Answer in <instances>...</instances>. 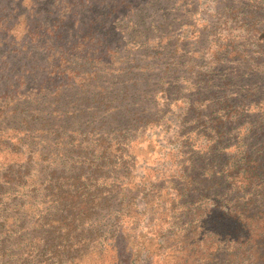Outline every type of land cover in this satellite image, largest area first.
Returning a JSON list of instances; mask_svg holds the SVG:
<instances>
[{
	"label": "trees",
	"instance_id": "trees-1",
	"mask_svg": "<svg viewBox=\"0 0 264 264\" xmlns=\"http://www.w3.org/2000/svg\"><path fill=\"white\" fill-rule=\"evenodd\" d=\"M79 1L84 5H78L75 8L78 10V8L84 7L85 11L78 10L77 14L93 16L97 13L94 7L98 1L92 2L91 6L87 5L88 0ZM11 3H13L11 0H0V11H3L0 16V58L4 48L12 58L11 61L7 57L8 61L3 59L0 62V79L3 78V74L7 70L8 74L12 76L8 84L0 85V92H3L0 94V98H4L3 101H0L1 203L5 202L4 197L12 194H24L33 182L38 187L35 189L44 191V187H46L47 193L60 200L56 201L58 203L54 205L62 212L57 222L62 219V223H69V229L74 230L80 228L83 219L87 221L94 215L97 218L99 211L108 210L114 202H117V208L121 207L122 209L114 217L113 226L117 228L119 235L116 237L118 239L112 240V242L120 241L121 243L118 242L113 246L97 243L96 246H99L101 248L99 251L104 253L107 247L113 249L115 245L119 244V252H115L113 264H133L135 262L133 247L136 246L137 227L131 231L129 220L138 224L136 217H139V213L134 206L133 198L139 188L131 178L132 173L129 171V168L134 165V155L130 151L134 144L143 140L144 130H152L158 126L160 122L158 115L161 114L158 109L161 108L159 97L167 99L166 108L176 111L177 115L185 118L184 120L188 119L186 123H190L189 121L192 123L196 117L210 120L208 123L210 140L208 150L204 152L205 150L198 149L195 145L191 147L192 151H196L197 158L201 157L203 153L207 156L202 157L201 165L191 164V169H187L188 175L183 176L182 184L180 183L178 186L176 181L172 188L176 194L173 201L181 199L184 215L188 219H194L196 222L202 221L204 209L200 203L202 201L206 205L207 196L199 194L200 187H204L205 191L212 189L222 191L225 188L227 190L223 194L234 191L241 195L258 180L259 170L255 168V161L250 160V153L248 151L240 153L239 160L235 161L237 157L232 156L234 154L231 152L232 146L226 143L227 137L224 136L223 127L221 128L223 113L230 112L233 114L230 115V118L234 117L235 119L236 116L246 114V112L244 113L246 107H244L243 100H241L242 104L232 105L231 98L219 91H227L228 83L230 88H238L236 82L239 79L244 81L253 78L256 81L257 78L264 76L263 62L255 64L253 61L252 64H249L247 56L246 60L238 56V48L241 47L242 54L245 55L250 47H256V44L252 43V32L256 31L253 15L244 13L241 25L236 27L240 21L238 19V0H197L192 18L194 21L190 22L188 29L186 28L188 30L186 36L182 35L174 41V46L171 47L172 62L168 66H162L163 69L159 72L157 80L154 81L157 85H153L152 80L147 79L146 74H144V76L146 75L144 78L141 74L137 76L136 73L128 70V77L123 83V87L107 95L102 88L99 91L98 99L89 98L87 95V89L94 85L96 79L92 74H88L87 79L80 78L82 74L77 69L78 65L73 67L70 63V60L77 55L81 56L88 64L94 60L92 48L87 43L91 39L97 38L92 28L94 18L86 20L85 31L79 38L78 30H75V34H70L65 30L60 32L55 25L52 31L47 32V30H43V26L38 21L33 27V24L29 22V15L27 17L24 15L27 34L25 33L23 38L17 39L13 38V31L19 22L13 23L12 27L11 23L15 21L16 15L9 11L12 9L11 5L13 4ZM206 5L208 6L206 7ZM241 5L244 12L252 8L251 0H243ZM66 7L69 8V4H66ZM61 22H68L66 25H70L68 17L62 18ZM212 31L213 36L204 38L201 35ZM191 33L192 36L186 38ZM182 40L190 41L188 57H184L182 54L183 47L186 46L182 44L184 43ZM7 41H11V43L8 44ZM41 43L47 48L41 50ZM200 43L205 46L202 51H200L201 48H194V46L199 47ZM69 44L71 45L69 46ZM206 50V54L211 51L207 60L204 56L206 54H203ZM177 56H179L178 59H174ZM202 56H204L203 59ZM40 60H43L44 65L52 67V69L45 70V67L39 64ZM236 63H239L240 66L235 67ZM222 65L230 66L231 69L220 73L219 67ZM152 66L153 64H146L144 70L152 72ZM78 67L83 69L85 64H80ZM198 68L200 69L198 70ZM229 71L230 73H227ZM172 77L175 78L173 79L175 86L171 94V87L169 86V90H166L163 88V84L166 79L169 80L167 82H171L170 78ZM159 93L162 96L158 95ZM184 93L186 95L193 94L195 97L183 100ZM247 93L245 97L249 100L253 91H247ZM168 96H172L171 102H169ZM78 104H89L99 110L101 108L108 110L105 116L107 120L104 121L107 125L106 132L102 131L105 135L107 133V138L102 135L93 149L83 145L82 141H86V139L80 140L75 145L78 137L77 134L71 133L74 132L71 130V126L83 116L82 113L72 110ZM248 104H250L249 101ZM260 105L257 103L258 108L261 107L258 114L262 115L264 119V107L262 104ZM238 109L240 110L238 111ZM238 120L236 118L235 122L240 124ZM223 121L225 124L228 123V120ZM11 122L14 123L13 126H11ZM67 133L71 135L69 136ZM259 153L263 155L264 149ZM75 155H77L76 158ZM125 156L128 157L127 161H124ZM210 156L213 157L211 165L220 169L221 172L215 177L204 175V178L197 182V177L200 176L196 173L205 166ZM56 158L61 160L60 166L67 167L62 169L65 171L64 175H57ZM66 164L70 166H66ZM113 165H118L119 173L124 172L109 178L108 171ZM52 167L54 168L52 169ZM247 199L239 196L233 208L228 210L227 214L225 213L228 216L223 219L224 224L231 233L225 234V238H234V243L237 246L222 256L218 264H264V211L261 207L254 210V206H256L254 197ZM8 201L7 205L14 203ZM64 212L76 215L75 219L67 220L63 215ZM78 220L80 221L79 225L75 223ZM126 222L128 225L127 228H124ZM50 226L52 229L50 236H52L55 227ZM35 228L44 231L40 225ZM173 228L174 231L166 232V237L179 236V240L174 239V242L178 241L180 244L173 255L174 260L170 264H198L200 260L213 261V255L209 254V250L201 246V243L204 242L193 241L196 238V228L192 232L193 237L188 235L182 237L181 230L175 226ZM130 231L134 236L129 235ZM125 232L126 234L123 235ZM98 233L99 226L96 224L89 235L93 234L92 239H96L99 236ZM156 234H162V230L159 229ZM121 237L122 240H120ZM7 241L1 244L0 259L3 260V264H12L8 249L5 250V247L10 243ZM50 243L45 248L52 251L54 258L68 257L69 260H72L76 258V254L82 256L88 252L85 245L83 246L85 250L83 247L80 250L73 248L72 243L57 249V247L54 248L53 242ZM96 246L94 245L93 248L95 249ZM61 249L63 251H60ZM161 250L162 246L159 245L157 253L159 254ZM62 254H64L63 257H61ZM121 255H123L122 259ZM152 263L150 262V264Z\"/></svg>",
	"mask_w": 264,
	"mask_h": 264
},
{
	"label": "rangeland",
	"instance_id": "rangeland-1",
	"mask_svg": "<svg viewBox=\"0 0 264 264\" xmlns=\"http://www.w3.org/2000/svg\"><path fill=\"white\" fill-rule=\"evenodd\" d=\"M95 1H98V4L94 7L97 13L92 16L77 14L78 10L85 11L84 7L78 8V10L75 8L78 5H84L79 0H11L13 5L9 4L12 6L9 11L16 15L15 21L11 23L12 27L14 26L13 23L19 22L13 31V38L21 39L25 35L26 24L24 21L28 15L29 22L33 24V27L38 21L43 26V30H47V32L52 31L55 27L60 32L65 30L70 34H75V30H78L79 38L85 31L86 20L94 18L92 28L97 38L87 42L92 48L94 60L91 64H88L78 55L70 60L73 67L85 64L83 69L77 66L82 74L80 78L87 79L88 74H92L97 80H95L94 85L87 89L89 98L98 99L99 91L102 88L107 95L123 87V83L128 77V70L136 73L137 76L141 74L143 77L146 74L147 79H151L153 85L156 84L154 81L157 80L159 72L163 69L162 66H168L172 62L171 47L174 46V41L182 35L186 36L188 26L194 21L192 18L197 0H88L87 5L91 6L92 2ZM242 1L238 0L239 15L243 7L241 5ZM66 4H69L70 7L67 8ZM2 12L0 11V16H2ZM64 17H68L70 25H66L68 22H61ZM241 23L238 22L236 27H239ZM254 24L256 25V22ZM201 35L204 38L210 37L213 36V31ZM190 36H192V33L188 34L186 38H190ZM182 41H184L182 44L186 45L183 47L182 54L184 57H188L190 41ZM7 43L9 44L11 41H7ZM43 43L40 44L41 50L47 48ZM198 46H194V48H201L200 51L204 50L205 46L202 43ZM6 50L4 48L1 51L0 62L3 59L8 61L7 57L9 61L12 60ZM238 51V56L243 59L247 56L246 59L250 62L249 64H252L253 61H255V64L264 63L262 41H259L257 50L250 47L245 55L242 54L241 47L238 48ZM206 52L207 50L203 54H206ZM210 53L211 51L204 55L206 60ZM204 56H202V59ZM178 57L174 59H178ZM39 64L44 66L45 70L52 69V67L44 65L43 60H40ZM146 64H153L152 72L144 70ZM239 66V63L235 64V67ZM229 69H231L230 66L222 65L219 67V72ZM227 73H230V71ZM146 75L144 78H146ZM10 78L12 76L8 74L7 70L3 74V78L0 79V85L8 84ZM173 79L175 78H170L171 82H167L168 79H166L163 84V88L166 90L171 87V94L175 86ZM218 80L221 81L219 78ZM236 83L238 88H230L228 83L227 91H218L231 98L232 105L242 104L241 100H243L244 107H246L244 113L246 112V114L236 116L240 123L237 124L235 122L236 118H230V115L233 114L230 112L223 113V120H228V123L225 124L221 120L223 124L221 128L223 127L224 136L227 137L226 143L232 146L231 152L234 153L232 156L237 157L235 161L239 160L240 153L244 151L250 153V160L255 161V168L259 170L258 180L247 192L241 195L234 193V191L223 194L227 190L225 188L222 191L217 189L205 191L204 187H200L199 194L207 196L206 205L202 201L200 203V206L204 209L202 221L196 222L194 219H188L184 215L185 211L181 199L173 201L176 194L172 188L176 181L178 186H180V183L182 184L183 176L188 175L187 169H191V164H202L200 160L206 154L203 153L201 157L197 158L196 151H192L191 147L195 145L196 148L205 150L204 152L208 150L210 144L208 123L210 120L196 117L192 123L191 121L186 123L188 119L184 120L185 118L180 117L179 114L177 115L176 111H170L171 109L166 108L167 99L159 97L161 108L158 109L161 114L158 115L160 120L158 126L152 130H144L143 140H139L134 144L130 151L134 155V165L129 168V171L132 173L131 178L134 179L139 188L135 198H133L134 206L137 213H139V217H136L138 224L133 223V220H129L131 231L137 227L136 246L133 247L135 254L133 264H150V262H153L152 264H170L174 260L173 255L180 244L178 241L174 242V239L179 240V236L166 237V232L169 230L174 231L173 226L181 230L182 237L192 236V232L196 228V238L193 241L201 240L204 242L201 243V246L209 250L210 255H213V261L200 260L198 264H218L222 256L231 252L237 246L234 243V238H225V234L231 233L223 220L228 216L226 215L228 210L233 208L236 199L239 196L244 197L245 200L254 197L256 201L254 210L261 207L264 211V195L262 196L264 194V153L263 155L259 153L260 150L264 149V119L262 115L258 114L261 107L258 108L257 106L258 103L259 106L262 104V107H264V76L257 78L256 81L253 78L244 81L239 79ZM247 91H253L252 95L249 93L251 95L249 100L245 97L248 94ZM168 97L169 102H171L172 96ZM188 97L194 98L195 96L184 93L182 99L186 100ZM3 100L4 98H0V101ZM72 110L83 114L81 119L71 126V130H74L71 133L77 134L78 137L75 145L80 140L86 139V141H82L83 145L93 149L102 135L107 138V133L105 135L102 131L106 132L107 125H105V122L107 119L105 116L108 110L104 108L99 110L89 104H78ZM13 125L14 123L11 124V126ZM67 134L71 135L70 133ZM49 155L51 156V154ZM127 160L128 157L125 156L124 161ZM212 160L213 157L210 156L205 166L197 171L196 174L200 176L197 177V182L204 178V175L215 177L216 174L218 175L221 172L220 169L211 165ZM55 161L58 163L57 168H55L58 171L57 175H64L65 171H62V169L67 167L60 166L61 160L59 158H56ZM127 164L130 165V163ZM66 166L70 165L66 164ZM119 170L118 165L111 166L108 177L113 178L115 175H121L124 172L119 173ZM88 172L90 171L88 170ZM33 180H35L34 177ZM35 188H38L37 184L32 182V185L27 188L24 194H12L4 197L5 202L2 201L4 203L0 202V247L6 240L10 242L5 250L8 249L12 264H70V262L71 264H113L115 252H119L120 245H115L113 249L107 247L105 252L101 253L99 251L101 248L96 244L113 246V244L120 242H112V240L116 241L118 239L116 237L119 235V231L113 226L114 217L122 209L121 207L117 208V202H114L108 210L99 211L97 218L94 215L87 221L83 219L80 228L70 230L69 223H62V219L60 224V221L57 222L62 212L60 208H55L54 205L60 200L47 193L46 187H44V191ZM8 198L11 203L14 202L12 205H7ZM185 200L188 201L187 198ZM63 215L66 216L67 220L72 221L76 217V215L74 216L68 212H64ZM75 223L79 225L80 221H75ZM49 224L55 227L52 236H50L52 229ZM96 224L99 226V236L92 239L93 234L90 236L89 232H92ZM38 225L42 226L44 231L35 228ZM127 225L126 222L124 228H127ZM159 229L162 230V234L157 235L156 232ZM38 231L40 233H36ZM131 231L129 235L134 236ZM125 234L126 232L123 235ZM122 239L121 237L120 240ZM50 242H53L54 248L57 247V249L72 243L73 248L80 250L85 245L84 247L88 252L82 256L76 254V258L72 260H69L68 257L54 258L52 251L45 248L47 244H51ZM94 245L96 246L95 249L93 248ZM159 245L162 246V250L158 254L157 248ZM130 249L132 250V248ZM60 251H63V249ZM63 256L64 254L61 255V257ZM122 258L123 255H121ZM0 264H3L1 259Z\"/></svg>",
	"mask_w": 264,
	"mask_h": 264
},
{
	"label": "flooded vegetation",
	"instance_id": "flooded-vegetation-1",
	"mask_svg": "<svg viewBox=\"0 0 264 264\" xmlns=\"http://www.w3.org/2000/svg\"><path fill=\"white\" fill-rule=\"evenodd\" d=\"M252 2V8L249 9V11L244 12V10H241L239 15V24L241 23V18L243 14H252L254 22H256L255 29L256 31L252 32L253 35V44H256V47H251L252 49L257 50L258 49V43L260 40H262V46L264 47V0H251ZM248 25H250L248 23ZM251 43V44H252Z\"/></svg>",
	"mask_w": 264,
	"mask_h": 264
}]
</instances>
